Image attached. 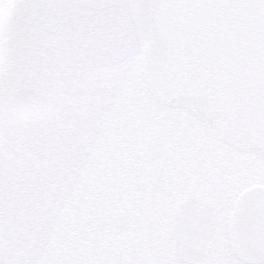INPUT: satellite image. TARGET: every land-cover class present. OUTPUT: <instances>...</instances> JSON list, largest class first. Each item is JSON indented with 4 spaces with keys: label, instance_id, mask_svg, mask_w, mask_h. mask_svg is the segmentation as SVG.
I'll return each mask as SVG.
<instances>
[{
    "label": "snow or ice",
    "instance_id": "1",
    "mask_svg": "<svg viewBox=\"0 0 264 264\" xmlns=\"http://www.w3.org/2000/svg\"><path fill=\"white\" fill-rule=\"evenodd\" d=\"M0 264H264V0H0Z\"/></svg>",
    "mask_w": 264,
    "mask_h": 264
}]
</instances>
